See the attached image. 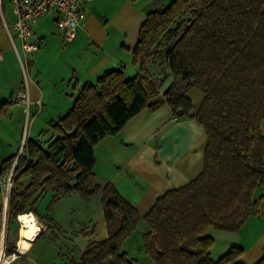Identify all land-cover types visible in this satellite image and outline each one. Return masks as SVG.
Instances as JSON below:
<instances>
[{
	"label": "trees",
	"instance_id": "obj_1",
	"mask_svg": "<svg viewBox=\"0 0 264 264\" xmlns=\"http://www.w3.org/2000/svg\"><path fill=\"white\" fill-rule=\"evenodd\" d=\"M145 15L131 53L137 73L126 78L122 68L105 72L78 91L73 106L49 130L27 140L11 175L7 215L16 220L34 212L35 200L45 192L53 193L49 206L73 193L85 200L99 194L108 236L90 242L79 264H130L120 249L141 217L113 185H98L94 146L145 109L165 104L176 117L191 116L185 91L194 87L203 94L192 116L206 136L202 171L155 201L143 217L149 227L143 249L153 264H242L243 250L236 246L210 259L214 240L208 232H237L259 209L264 0H170ZM158 61L181 84L153 102L158 93L149 66ZM50 130L52 136L41 141ZM15 159L1 163V177ZM24 178L30 179L26 186Z\"/></svg>",
	"mask_w": 264,
	"mask_h": 264
},
{
	"label": "crops",
	"instance_id": "obj_2",
	"mask_svg": "<svg viewBox=\"0 0 264 264\" xmlns=\"http://www.w3.org/2000/svg\"><path fill=\"white\" fill-rule=\"evenodd\" d=\"M161 1L94 0L83 4L86 15L83 26L66 44L58 32L54 11L36 19L32 41L39 49L30 66L33 77L28 83V103L14 101L20 89L21 69L16 68L14 72L4 64L0 67V168L2 162L18 154L22 142L21 123L28 106L32 114L30 136L35 139L70 110L83 86L94 85L111 70L122 68L128 78L137 73L131 53L139 27L149 10L164 4ZM13 19L12 12V19L6 23L12 24ZM11 45L0 21V50L12 52L11 60L18 63ZM16 45L14 38V47L22 55L21 47ZM149 72L150 80L157 85L158 95L153 102L162 99L172 85L181 84L162 61L149 66ZM185 92L193 105L191 116L176 117L165 104L145 109L116 135L94 146L93 173L98 185H113L141 217L120 249L130 264H153L143 249L142 235L149 231L143 217L155 201L165 192L195 179L202 171L206 136L202 125L192 116L199 109L203 94L194 87ZM39 122H47L49 127L46 123L40 127ZM260 127L264 133V124ZM50 134H53L51 130L46 135ZM29 182V178L21 181L23 186ZM5 183V177L0 175V250L4 247V254L13 252L16 242L21 250L8 264H79L90 242L107 238L99 194L85 200L73 193L49 206L53 193L45 192L35 200L34 212L18 215L15 220L7 215L13 184L10 182L6 194ZM256 195L258 213L247 218L240 230L214 232L210 259L217 260L233 246L243 250L242 264H257L264 258V188ZM24 215L33 217L36 230L21 228L20 217Z\"/></svg>",
	"mask_w": 264,
	"mask_h": 264
},
{
	"label": "built area",
	"instance_id": "obj_3",
	"mask_svg": "<svg viewBox=\"0 0 264 264\" xmlns=\"http://www.w3.org/2000/svg\"><path fill=\"white\" fill-rule=\"evenodd\" d=\"M94 0H8L10 8L14 15L13 23L9 24L4 21L2 14V2L0 0V21L3 28L8 35V39L12 44L15 53L16 60H18L21 73L23 76L22 86L19 89L15 102L28 103L29 101V78L28 71L34 61L36 52L39 49L37 43L32 41L33 38V25L37 21V18L46 15L50 11H54L57 15V29L60 33L63 44H66L73 40L76 35V30L83 26L86 17L85 11L83 10V4L93 2ZM19 40L22 55H19L16 48L14 47V35ZM3 55L0 50V63L3 61ZM23 151L20 150L7 175H5L6 183L4 184L3 190L6 194L9 192L10 182L12 179L14 168L17 165V161L23 157ZM21 251L18 243H15V251L4 254L0 253V264H8L17 257L18 252Z\"/></svg>",
	"mask_w": 264,
	"mask_h": 264
},
{
	"label": "rangeland",
	"instance_id": "obj_4",
	"mask_svg": "<svg viewBox=\"0 0 264 264\" xmlns=\"http://www.w3.org/2000/svg\"><path fill=\"white\" fill-rule=\"evenodd\" d=\"M169 1L170 0H162L161 2H163L164 4H167V3H169ZM10 6L11 5L8 2V0H3L2 7H1L2 8V14H3L4 18L6 19L5 21H7V22L10 19H12V8H10ZM13 35H14L15 40H16V44H17L16 46L19 47V45H20L19 40L17 39L15 34H13ZM2 55H3L4 59H3V62L0 63V67L4 64L5 67H7L9 69V71L14 70V72H15L16 68H17V70H20V67H18L19 63H15L16 61L14 62V60H11V58H14V54H12V52L10 54L3 52ZM28 72H29L28 73V78H29V80H31L33 76H32V72H31L30 68H29ZM19 74H20V79H19V81H20L19 83L20 84H18V85H19V88H21V86H22L21 84H22V81H23V76H22L21 72H19ZM128 77L129 76H126V78H128ZM5 98H7V96ZM28 109H29V106L26 109L27 113H26V111L24 112L25 113V117H24V120L21 123L22 124V136H21L22 137V142H21V147L18 148V153L20 152V150L24 151L23 149H24V146H25L27 140L32 139V136H30V135H32L31 133L33 132L32 128H31L32 126L30 124V120L32 118V114L28 111ZM42 124H45L46 127H49L48 126L49 124L47 122H41V124L39 122L38 126L40 125V127H42L41 126ZM44 131H46V130H44ZM46 134L41 136V139H42L41 141H44V140L46 141V140L49 139L50 136L48 137ZM8 142H10V144L12 143V141L10 139H8ZM214 232H222V231L211 230L208 233H209V235L211 237H213V235L215 234ZM14 237H15V234H13V238ZM16 237H17V235H16ZM4 251L5 250H4V247H3V249L0 250V253H3Z\"/></svg>",
	"mask_w": 264,
	"mask_h": 264
},
{
	"label": "bare ground",
	"instance_id": "obj_5",
	"mask_svg": "<svg viewBox=\"0 0 264 264\" xmlns=\"http://www.w3.org/2000/svg\"><path fill=\"white\" fill-rule=\"evenodd\" d=\"M20 222L22 224L21 228H23V230H26V228H30L31 230H36L35 229V223H34V219L31 215H24L20 217ZM23 236V233L21 232V238ZM25 249V247H24ZM1 262V259H0Z\"/></svg>",
	"mask_w": 264,
	"mask_h": 264
}]
</instances>
